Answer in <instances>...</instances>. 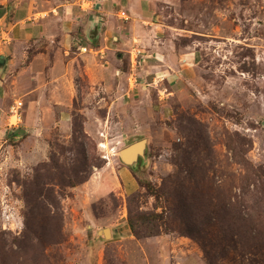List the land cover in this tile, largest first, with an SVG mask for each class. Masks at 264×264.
I'll list each match as a JSON object with an SVG mask.
<instances>
[{"label": "rangeland", "instance_id": "1", "mask_svg": "<svg viewBox=\"0 0 264 264\" xmlns=\"http://www.w3.org/2000/svg\"><path fill=\"white\" fill-rule=\"evenodd\" d=\"M154 1L192 71L91 136L75 112L41 145L0 144V264H264V0ZM130 215L155 223L136 236Z\"/></svg>", "mask_w": 264, "mask_h": 264}, {"label": "crops", "instance_id": "2", "mask_svg": "<svg viewBox=\"0 0 264 264\" xmlns=\"http://www.w3.org/2000/svg\"><path fill=\"white\" fill-rule=\"evenodd\" d=\"M155 5L154 0H0L5 59L0 144L12 139L19 146L41 145L51 127L71 131L75 112L84 115L82 126L91 136L113 107L152 104L151 86L161 81L169 92L167 86L188 76L196 54L168 37ZM132 47L144 54L135 81L129 77ZM16 101L22 102V114L10 125ZM16 128L24 135H9Z\"/></svg>", "mask_w": 264, "mask_h": 264}, {"label": "water", "instance_id": "3", "mask_svg": "<svg viewBox=\"0 0 264 264\" xmlns=\"http://www.w3.org/2000/svg\"><path fill=\"white\" fill-rule=\"evenodd\" d=\"M1 14V12H0ZM4 58L1 56L0 57V66L3 65L4 63ZM25 133V130L23 128H16L14 130H11L9 132V135H19V136H23ZM145 143L146 140L142 139L139 140L135 143H132L122 149L119 150V157L121 159V161L128 165V166H132L137 162V159L139 157H142L145 151ZM101 232V234H103L104 237H108L110 236V230L108 228H104L102 230H99V233Z\"/></svg>", "mask_w": 264, "mask_h": 264}, {"label": "built area", "instance_id": "4", "mask_svg": "<svg viewBox=\"0 0 264 264\" xmlns=\"http://www.w3.org/2000/svg\"><path fill=\"white\" fill-rule=\"evenodd\" d=\"M124 14V12H122ZM86 47L80 48L81 51H86ZM143 51L139 47H132L131 51L129 52V70H130V78L133 79L134 81L137 79L136 78V71L138 68L141 66V64L144 62L143 58ZM22 106L21 101H16L11 107H10V112L11 116L14 117L16 121H20L21 115L18 113L17 110H19ZM9 124L13 125L14 122L12 120H9ZM99 145H103V143H99ZM103 158L107 159L108 155H103Z\"/></svg>", "mask_w": 264, "mask_h": 264}, {"label": "trees", "instance_id": "5", "mask_svg": "<svg viewBox=\"0 0 264 264\" xmlns=\"http://www.w3.org/2000/svg\"><path fill=\"white\" fill-rule=\"evenodd\" d=\"M81 128H82V131L85 132L84 129H83L82 123H81ZM150 215L154 216V217L156 216L155 214H150ZM128 222H129V226H130V229L132 230V232L136 236H139V230L141 229L140 227L146 226L147 224H144L146 222H150L151 224L154 225L155 218L149 219V218L144 217L143 215L142 216H140V215H130L129 218H128Z\"/></svg>", "mask_w": 264, "mask_h": 264}, {"label": "bare ground", "instance_id": "6", "mask_svg": "<svg viewBox=\"0 0 264 264\" xmlns=\"http://www.w3.org/2000/svg\"><path fill=\"white\" fill-rule=\"evenodd\" d=\"M101 146V145H100Z\"/></svg>", "mask_w": 264, "mask_h": 264}]
</instances>
